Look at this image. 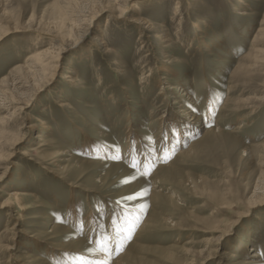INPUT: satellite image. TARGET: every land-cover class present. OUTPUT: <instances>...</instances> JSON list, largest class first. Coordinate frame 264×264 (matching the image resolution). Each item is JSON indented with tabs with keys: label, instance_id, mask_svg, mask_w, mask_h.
I'll return each mask as SVG.
<instances>
[{
	"label": "rangeland",
	"instance_id": "rangeland-1",
	"mask_svg": "<svg viewBox=\"0 0 264 264\" xmlns=\"http://www.w3.org/2000/svg\"><path fill=\"white\" fill-rule=\"evenodd\" d=\"M124 2L0 0V264H264V0Z\"/></svg>",
	"mask_w": 264,
	"mask_h": 264
},
{
	"label": "bare ground",
	"instance_id": "bare-ground-1",
	"mask_svg": "<svg viewBox=\"0 0 264 264\" xmlns=\"http://www.w3.org/2000/svg\"><path fill=\"white\" fill-rule=\"evenodd\" d=\"M114 1V3L115 4H117V5H119V4H121V0H113ZM125 2L126 1H128V0H124ZM124 2V3H125ZM121 6H123V5H121ZM122 8V7H121ZM123 9V8H122ZM174 9H175V12H174V14L176 15V13L178 12V10H179V5H176L175 7H174ZM76 21V23L78 24L79 22L77 21V20H75ZM74 21V22H75ZM130 22H133V23H135V24H142V22H141V20L139 19V18H137V17H132L131 19H130ZM76 23H71V24H73V26L71 25V24H65L64 25V28H63V31H64V33H66L67 34V36H68V38H72L73 36H74V34L76 33H74L73 32V30H74V28H75V30L77 29V24ZM146 22H144L143 24H145ZM147 26H150V24L149 23H147ZM98 42H99V45H103L104 44V42H102V39H98ZM204 48H209V46L208 45H204ZM35 59V55L33 56V57H30V59ZM36 59H37V57H36ZM28 61V60H27ZM34 65H32V71L31 72H33L34 74H36V73H40L37 69L38 68H40L39 67V65H38V61L37 60H34ZM42 68H40L39 70H41ZM65 78H69V77H65ZM68 82H71L70 80L68 81ZM23 87H24V85L23 84H21ZM5 95V94H4ZM182 95H184V96H187L185 93H183ZM6 100H7V102L8 101H10L9 99H7L6 98ZM1 102H3V101H1V99H0V105L2 106V107H4L3 105L4 104H1ZM6 102V103H7ZM12 101H10V103H11ZM9 103V102H8ZM0 106V107H1ZM193 119L194 120H196V119H198V117H195V115H193ZM238 128H240V127H238ZM43 140V139H42ZM44 141V140H43ZM44 142H46V141H44ZM45 144L46 143H42V144H39L38 145V147L37 148H41V147H44L45 146ZM183 153H185V152H180V154H183ZM66 155V153H62V155L61 156H65ZM159 168H161V166H159ZM24 196H26V194H22V195H19L17 192H12L11 193V195H10V197L11 198H13V199H15L16 200V202L17 203H19L20 202V199L22 198V197H24ZM5 206V205H4ZM7 206V205H6ZM254 257H256V258H260V256H258L257 254H254ZM28 258H32L31 256L30 257H28Z\"/></svg>",
	"mask_w": 264,
	"mask_h": 264
},
{
	"label": "snow or ice",
	"instance_id": "snow-or-ice-1",
	"mask_svg": "<svg viewBox=\"0 0 264 264\" xmlns=\"http://www.w3.org/2000/svg\"><path fill=\"white\" fill-rule=\"evenodd\" d=\"M133 166L135 167L136 164L134 163ZM124 182H129V181H124ZM125 199H128V200H132V199H135V196H128V197H125ZM143 211V210H141ZM136 223L135 222H129V226L127 229H125L127 235L123 237V239H130L131 238V235H132V232H133V229L136 227ZM118 248H121L123 247V241L121 240V242L117 245ZM104 251H109V249L107 247H104L103 249Z\"/></svg>",
	"mask_w": 264,
	"mask_h": 264
}]
</instances>
